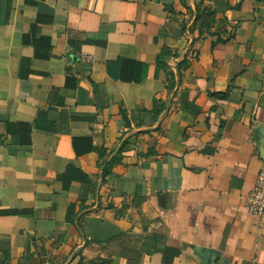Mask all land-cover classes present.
<instances>
[{
  "label": "crops",
  "instance_id": "1",
  "mask_svg": "<svg viewBox=\"0 0 264 264\" xmlns=\"http://www.w3.org/2000/svg\"><path fill=\"white\" fill-rule=\"evenodd\" d=\"M261 150L264 0H0L9 264H264Z\"/></svg>",
  "mask_w": 264,
  "mask_h": 264
},
{
  "label": "trees",
  "instance_id": "2",
  "mask_svg": "<svg viewBox=\"0 0 264 264\" xmlns=\"http://www.w3.org/2000/svg\"><path fill=\"white\" fill-rule=\"evenodd\" d=\"M204 1V0H202ZM228 7V6H226ZM198 16L202 19V21L205 23L206 28L208 27L209 19L215 16V11L205 10L199 12ZM202 25H204L202 23ZM202 28V27H201ZM167 52H162L161 55L158 57V60H161L160 58H163L166 56ZM140 72L141 67L140 65L134 63V62H128V61H120L119 69L116 74H113L114 78H117L118 80L125 81V82H133L138 83L140 82ZM13 126L9 125L8 132L11 134H17L19 136V143L21 142H29V135H30V128L27 125H19L17 129L15 130ZM9 254L8 252H0V264H9Z\"/></svg>",
  "mask_w": 264,
  "mask_h": 264
},
{
  "label": "built area",
  "instance_id": "3",
  "mask_svg": "<svg viewBox=\"0 0 264 264\" xmlns=\"http://www.w3.org/2000/svg\"><path fill=\"white\" fill-rule=\"evenodd\" d=\"M247 214L255 220L257 230L264 228V166L261 167L256 182L245 196Z\"/></svg>",
  "mask_w": 264,
  "mask_h": 264
},
{
  "label": "water",
  "instance_id": "4",
  "mask_svg": "<svg viewBox=\"0 0 264 264\" xmlns=\"http://www.w3.org/2000/svg\"><path fill=\"white\" fill-rule=\"evenodd\" d=\"M261 157H262V159L264 160V150H261ZM199 252H200V250H199ZM202 252H204L205 254H208V256H211V255H216V252H213V251H211V250H209V251H207L206 252V250H202Z\"/></svg>",
  "mask_w": 264,
  "mask_h": 264
}]
</instances>
